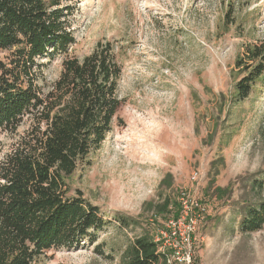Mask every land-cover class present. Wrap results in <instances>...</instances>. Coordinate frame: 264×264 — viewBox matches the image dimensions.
Listing matches in <instances>:
<instances>
[{
	"label": "rangeland",
	"instance_id": "374dc122",
	"mask_svg": "<svg viewBox=\"0 0 264 264\" xmlns=\"http://www.w3.org/2000/svg\"><path fill=\"white\" fill-rule=\"evenodd\" d=\"M64 2L73 11L69 54L82 57L111 41L122 68L113 129L92 165L64 178L68 194H81L108 219L117 212L139 224L112 221L99 233L102 254L92 245L51 249L36 264H121L136 236L161 239L169 216L154 221L155 206L164 196L176 204L183 191H195L207 208L195 225V264H264V229L238 227L243 203L257 200L249 176L264 171V83L234 99L237 55L246 43L264 44V0ZM62 58L41 60L44 90ZM26 128L25 122L13 133L0 130V157Z\"/></svg>",
	"mask_w": 264,
	"mask_h": 264
},
{
	"label": "trees",
	"instance_id": "16d2710c",
	"mask_svg": "<svg viewBox=\"0 0 264 264\" xmlns=\"http://www.w3.org/2000/svg\"><path fill=\"white\" fill-rule=\"evenodd\" d=\"M64 1L0 0V130L27 124L0 157V264H36L51 249L89 245L102 254L99 233L112 221L121 228L139 224L117 212L108 219L81 194H68L64 178L91 166L113 129L122 68L111 41L97 42L82 57L69 54L73 11ZM57 55H63L60 72L44 90L41 60ZM234 65L241 73L234 99L242 101L264 83V44H244ZM249 184L257 200L243 203L238 227L245 233L264 229V171L251 174ZM177 203L164 196L154 221L177 218ZM162 243L152 233L136 236L121 264H166Z\"/></svg>",
	"mask_w": 264,
	"mask_h": 264
},
{
	"label": "built area",
	"instance_id": "2783aa9c",
	"mask_svg": "<svg viewBox=\"0 0 264 264\" xmlns=\"http://www.w3.org/2000/svg\"><path fill=\"white\" fill-rule=\"evenodd\" d=\"M197 178L198 170H193L191 182H196ZM178 199L179 216L166 221L167 230L161 231L163 243L159 250L164 252L168 248L169 251L165 254L166 264H195L192 259L195 225L203 219L207 208L195 197V191L192 193L183 191Z\"/></svg>",
	"mask_w": 264,
	"mask_h": 264
}]
</instances>
